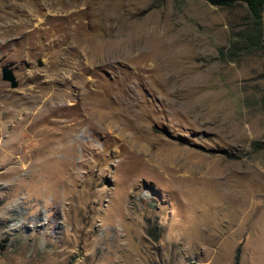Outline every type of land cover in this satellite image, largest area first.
Here are the masks:
<instances>
[{
    "label": "rangeland",
    "instance_id": "374dc122",
    "mask_svg": "<svg viewBox=\"0 0 264 264\" xmlns=\"http://www.w3.org/2000/svg\"><path fill=\"white\" fill-rule=\"evenodd\" d=\"M233 4L0 0V264H264V45L217 58Z\"/></svg>",
    "mask_w": 264,
    "mask_h": 264
},
{
    "label": "trees",
    "instance_id": "16d2710c",
    "mask_svg": "<svg viewBox=\"0 0 264 264\" xmlns=\"http://www.w3.org/2000/svg\"><path fill=\"white\" fill-rule=\"evenodd\" d=\"M245 4L250 22L247 28L237 34L235 41H230L227 47L217 48V58L231 60L236 56L237 51H250L264 45V27L261 24V12L264 9V0H242ZM211 5L230 8L234 0H206ZM255 150L264 147L263 142L257 143ZM156 237V236H155ZM239 247H236L233 254L232 264L239 263Z\"/></svg>",
    "mask_w": 264,
    "mask_h": 264
},
{
    "label": "water",
    "instance_id": "95a60500",
    "mask_svg": "<svg viewBox=\"0 0 264 264\" xmlns=\"http://www.w3.org/2000/svg\"><path fill=\"white\" fill-rule=\"evenodd\" d=\"M0 79L7 82L10 88H15L17 86L15 76L7 66H2L0 68Z\"/></svg>",
    "mask_w": 264,
    "mask_h": 264
}]
</instances>
